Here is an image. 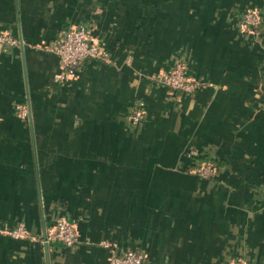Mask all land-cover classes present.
Here are the masks:
<instances>
[{
	"label": "crops",
	"instance_id": "crops-1",
	"mask_svg": "<svg viewBox=\"0 0 264 264\" xmlns=\"http://www.w3.org/2000/svg\"><path fill=\"white\" fill-rule=\"evenodd\" d=\"M251 7L259 34L241 24ZM74 24L110 58L59 81L48 47ZM2 31L18 43L0 50V264L126 248L145 264H264V0H0ZM177 59L191 92L156 80ZM205 158L212 175L188 170ZM59 217L74 245L38 236ZM19 222L31 236L7 232Z\"/></svg>",
	"mask_w": 264,
	"mask_h": 264
},
{
	"label": "built area",
	"instance_id": "built-area-1",
	"mask_svg": "<svg viewBox=\"0 0 264 264\" xmlns=\"http://www.w3.org/2000/svg\"><path fill=\"white\" fill-rule=\"evenodd\" d=\"M241 24L247 32L259 34L262 26V16L255 7L246 9L241 13ZM18 38L6 33H0V50L7 46L16 45ZM55 53L60 64V71L54 74V78L64 81L72 69L88 58L109 60L108 49L103 43L92 38L86 24H78L68 27L58 40L51 43L48 47ZM156 80L167 87L181 91L191 92L200 86L197 78L191 76L186 71L183 62L178 61L167 72L161 73ZM20 112L26 114V109L21 108ZM146 113L140 101H136L129 111V120L137 124L145 119ZM202 177H208L215 172V166L210 158L202 159L191 169ZM14 237L31 236L28 228L23 222H19L15 227L7 231ZM46 241H57L64 245H74L77 240V231L72 222L65 218H57L53 224L44 228L39 234ZM146 254L142 251L126 248L121 251L112 250L107 264H145ZM233 264H249L247 260L240 259Z\"/></svg>",
	"mask_w": 264,
	"mask_h": 264
},
{
	"label": "trees",
	"instance_id": "trees-1",
	"mask_svg": "<svg viewBox=\"0 0 264 264\" xmlns=\"http://www.w3.org/2000/svg\"><path fill=\"white\" fill-rule=\"evenodd\" d=\"M76 25H78V24H74V25H71V26H76ZM86 26H87V28H88V30H89V32H90V27L88 26V24H86ZM69 27H70V26H69ZM0 33H6V34H9V35H12V36L16 37L15 35H13L12 33H10L9 31H2V32H0ZM90 34H91V33H90ZM92 38L95 39L94 37H92ZM95 40H97V39H95ZM101 43H102V42H101ZM88 59H89V58H88ZM178 61L184 63V61H183L182 59H177L176 62H175L174 64H176ZM174 64L172 65V67L174 66ZM184 65H185V63H184ZM172 67H170L169 69L163 71L162 73L169 71ZM185 67H186V65H185ZM186 71H187V68H186ZM193 167H195V164H193L192 167H190L188 170H191Z\"/></svg>",
	"mask_w": 264,
	"mask_h": 264
}]
</instances>
